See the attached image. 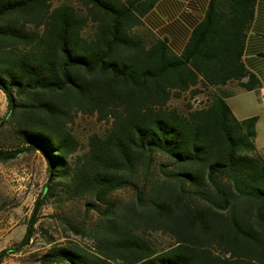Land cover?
I'll use <instances>...</instances> for the list:
<instances>
[{
	"label": "trees",
	"instance_id": "1",
	"mask_svg": "<svg viewBox=\"0 0 264 264\" xmlns=\"http://www.w3.org/2000/svg\"><path fill=\"white\" fill-rule=\"evenodd\" d=\"M156 1L0 0V131L12 140L0 162L39 152L48 173L15 250L34 237L45 204L83 199L97 214L89 225L61 217L90 244H55L40 264H264L257 118L233 115L231 91L196 107L170 103L233 81L261 85L242 60L256 0H209L180 55L145 29ZM78 114L109 124L80 154L70 127ZM122 189L129 201L113 197ZM150 230L173 243L158 249Z\"/></svg>",
	"mask_w": 264,
	"mask_h": 264
},
{
	"label": "rangeland",
	"instance_id": "2",
	"mask_svg": "<svg viewBox=\"0 0 264 264\" xmlns=\"http://www.w3.org/2000/svg\"><path fill=\"white\" fill-rule=\"evenodd\" d=\"M75 0H51L53 6L61 3H74ZM235 81L231 82L234 83ZM220 89L208 88L193 98L190 93L180 98H172L170 103L181 109L187 104L194 107L205 103L213 93H221ZM7 111V100L0 90V122ZM71 130L80 142L78 153L87 149L88 137L92 134H104L109 128L107 122L99 121L95 116L76 115L70 123ZM8 128L0 131V150H9L12 146ZM161 163V156H157ZM156 165L155 171L158 170ZM159 177V176H158ZM160 178V177H159ZM48 179L45 159L39 152L24 153L0 162V251L7 253L0 264H40L36 259L48 248L55 244L73 240L80 244H90L88 240L75 236L72 231L65 230L61 217L75 224L84 225L94 222L97 214L94 211L86 213L84 200L68 201L63 209L52 204H45L37 213L35 227L37 232L27 245L17 249L26 231L28 220L31 218L35 200ZM113 197L119 201H129L132 192L129 189L117 191ZM53 201V199H52ZM67 236V237H66ZM158 249H166L173 239L162 231H149L146 235ZM48 239L56 241L48 242ZM62 264V263H56Z\"/></svg>",
	"mask_w": 264,
	"mask_h": 264
},
{
	"label": "crops",
	"instance_id": "3",
	"mask_svg": "<svg viewBox=\"0 0 264 264\" xmlns=\"http://www.w3.org/2000/svg\"><path fill=\"white\" fill-rule=\"evenodd\" d=\"M209 0H157L145 14V29L165 39L171 52L180 55L194 27L203 19ZM264 0H256L254 18L246 32L242 60L261 85L247 90L227 83L223 91L232 92L225 101L233 115L242 120L255 116L254 143L264 159Z\"/></svg>",
	"mask_w": 264,
	"mask_h": 264
}]
</instances>
